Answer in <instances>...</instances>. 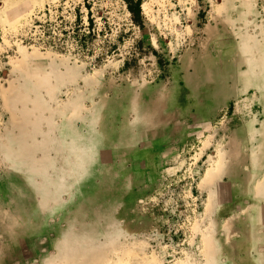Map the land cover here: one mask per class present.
I'll use <instances>...</instances> for the list:
<instances>
[{"label": "rangeland", "instance_id": "obj_1", "mask_svg": "<svg viewBox=\"0 0 264 264\" xmlns=\"http://www.w3.org/2000/svg\"><path fill=\"white\" fill-rule=\"evenodd\" d=\"M220 51L248 87L217 119L145 176L108 164L135 94ZM78 131L91 168H68ZM232 159L260 196L243 183L221 216ZM0 180L13 264H264V0H140L138 17L125 0H0Z\"/></svg>", "mask_w": 264, "mask_h": 264}, {"label": "crops", "instance_id": "obj_2", "mask_svg": "<svg viewBox=\"0 0 264 264\" xmlns=\"http://www.w3.org/2000/svg\"><path fill=\"white\" fill-rule=\"evenodd\" d=\"M229 56L220 51L215 60L217 63L211 65L208 71L201 66L181 65L172 71L170 83L156 82L149 91L144 90L131 97L125 116L121 117L124 135H118L120 139L117 141H112L113 137L109 142L107 139L104 141L111 143L105 149L106 157L110 160H107L108 164L145 176V171L159 169L182 140L195 136L203 125L216 120L221 111L238 97L241 87H248V80L242 84L240 59ZM105 127L108 130V125ZM76 135L87 147L83 152L79 151L82 153L75 151V154L78 152L83 157L77 156L80 158L78 163H70L68 168H91V163L95 165L98 159V155H91L92 146L97 140L90 133L83 135L78 131ZM234 161L232 159L230 164L223 165L217 175L219 178L215 180L218 189L213 199L217 205L225 201L224 207L217 210L221 216L223 213V216L227 215L226 201L236 205L244 191L243 183L246 184L245 190H251L246 180H238L237 176L241 177L240 166ZM1 186L3 188L2 180L0 189ZM4 195L0 192V202L4 200L5 204L9 203L0 205V264H13V204L12 199L5 200ZM259 196L258 188H254L249 199ZM26 208L29 209L28 204ZM229 210L236 212L237 208ZM28 225L31 228L30 222Z\"/></svg>", "mask_w": 264, "mask_h": 264}, {"label": "trees", "instance_id": "obj_3", "mask_svg": "<svg viewBox=\"0 0 264 264\" xmlns=\"http://www.w3.org/2000/svg\"><path fill=\"white\" fill-rule=\"evenodd\" d=\"M127 2L128 9L131 13L138 17L140 12V0H125Z\"/></svg>", "mask_w": 264, "mask_h": 264}, {"label": "bare ground", "instance_id": "obj_4", "mask_svg": "<svg viewBox=\"0 0 264 264\" xmlns=\"http://www.w3.org/2000/svg\"><path fill=\"white\" fill-rule=\"evenodd\" d=\"M209 244V242H207Z\"/></svg>", "mask_w": 264, "mask_h": 264}]
</instances>
